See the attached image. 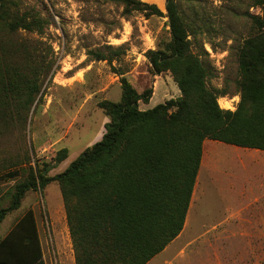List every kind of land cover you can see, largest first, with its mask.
<instances>
[{
    "label": "rangeland",
    "instance_id": "1",
    "mask_svg": "<svg viewBox=\"0 0 264 264\" xmlns=\"http://www.w3.org/2000/svg\"><path fill=\"white\" fill-rule=\"evenodd\" d=\"M12 1V10L32 11L41 26L4 30L0 39L19 48L20 55L26 47L22 55L30 52L44 66L30 103L0 88V207L7 206V190L19 179H4L6 172L30 163L53 175L101 138L108 116L98 102L120 98L122 76L138 92L152 89L148 102L139 101L141 109L180 94L171 73H152L145 55L169 39L165 0H140L155 4L161 15L124 12L114 0ZM176 1L190 25L191 49L209 67L208 87L225 89L218 104L225 97L229 107L223 108L235 109L237 48L253 31L246 12L263 16L264 7L250 0ZM96 52L108 57L98 59ZM61 148L67 155L58 161ZM202 156L183 228L148 264H264V151L205 139ZM28 208L52 261L59 260V248L63 264H69L73 248L58 183L26 191L0 226Z\"/></svg>",
    "mask_w": 264,
    "mask_h": 264
},
{
    "label": "trees",
    "instance_id": "2",
    "mask_svg": "<svg viewBox=\"0 0 264 264\" xmlns=\"http://www.w3.org/2000/svg\"><path fill=\"white\" fill-rule=\"evenodd\" d=\"M114 1L124 12L162 14L155 4ZM250 2L264 7V0ZM12 5L0 0V32L40 29L41 18L30 10L18 14ZM165 9L169 39L145 55L152 73H171L180 94L141 109L139 101L148 102L152 89L138 92L122 76L120 98L98 102L108 116L99 140L53 175L27 162L3 176L19 179L7 190L9 203L0 207V222L20 206L26 191L58 183L75 264H145L162 251L183 228L205 139L264 151V15L246 12L253 31L237 48L239 100L231 110L217 101L227 91L207 85L209 67L191 49L190 25L178 2L165 0ZM21 55L0 39V88L30 103L44 63L30 52ZM66 155L61 148L55 158ZM38 244L36 218L28 208L0 237V264H43Z\"/></svg>",
    "mask_w": 264,
    "mask_h": 264
},
{
    "label": "crops",
    "instance_id": "3",
    "mask_svg": "<svg viewBox=\"0 0 264 264\" xmlns=\"http://www.w3.org/2000/svg\"><path fill=\"white\" fill-rule=\"evenodd\" d=\"M258 150H260V149H258ZM261 151H263V150H261ZM17 218H18L17 215H14L5 226H3V227L0 226V237L6 235V233L11 229V227L13 226V224L15 223V221L17 220ZM4 219H5V217L0 222V225L3 222ZM36 228H37V232H38V243H39L38 244L39 245L38 246V250L40 251V257H38V261L39 260L42 261L43 264H63L64 262H63V260L60 257V250H59V248L55 252V253L58 254L59 260H55V263H54V261H52L50 252H48L46 250V248H45L47 241H46V238L42 239V234H41L40 226H39V224L37 222V219H36ZM68 233H69V231H68ZM57 234H58V232L57 231H54V238H55V241L56 242L59 241V236ZM68 241L71 242V239H70V235L69 234H68ZM70 245H71V243H70ZM153 257H155V256H153ZM153 257L150 258L145 264H148L153 259ZM69 264H75L73 253L70 254Z\"/></svg>",
    "mask_w": 264,
    "mask_h": 264
},
{
    "label": "bare ground",
    "instance_id": "4",
    "mask_svg": "<svg viewBox=\"0 0 264 264\" xmlns=\"http://www.w3.org/2000/svg\"><path fill=\"white\" fill-rule=\"evenodd\" d=\"M219 102L222 107H229L228 101H226L225 97H221Z\"/></svg>",
    "mask_w": 264,
    "mask_h": 264
}]
</instances>
